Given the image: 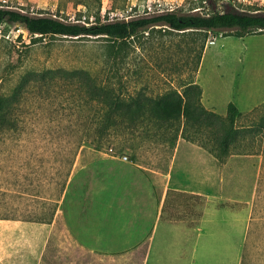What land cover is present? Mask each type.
<instances>
[{"label":"rangeland","instance_id":"1","mask_svg":"<svg viewBox=\"0 0 264 264\" xmlns=\"http://www.w3.org/2000/svg\"><path fill=\"white\" fill-rule=\"evenodd\" d=\"M222 5L264 13V0ZM0 7L86 24L169 11L209 13L205 0H0ZM196 37L156 27L115 60L103 38L47 36L33 43L24 25H0L6 89L29 69L85 68L103 80L118 71L113 82L125 94L156 96L194 79L208 110L226 118L234 103L240 112L237 147L225 161L183 137L171 149L148 120L124 150H99L85 139L77 149L84 129L78 136L71 129L90 121L92 112L80 117L72 88L29 93L25 133L0 147V215L5 208L18 211V218H0V264H144L168 187L196 194L191 201L217 220L236 216L250 233L242 264H264V32L238 37L209 31L197 72V52L187 49L190 42L201 45L203 35ZM65 178L52 222L19 218L53 204ZM176 213L184 215L180 207Z\"/></svg>","mask_w":264,"mask_h":264},{"label":"trees","instance_id":"2","mask_svg":"<svg viewBox=\"0 0 264 264\" xmlns=\"http://www.w3.org/2000/svg\"><path fill=\"white\" fill-rule=\"evenodd\" d=\"M205 1L209 9V13L206 14L169 11L129 20H100L92 24L70 22L54 16L33 15L0 7V25L12 23L24 25L31 34L33 43L47 36L76 40L91 36L103 38L109 42L107 51L115 60L120 58L129 43L140 33L156 27H167L188 35L192 38L191 41L199 39L197 35H203L199 47L193 46L192 42L187 46L189 52H197L194 69L197 72L203 59L209 31L218 33L230 31L238 37L264 32V13H244L232 6L224 8L222 5L224 0ZM117 73L118 71L113 77H109L110 80H103L85 68L29 69L23 72L16 84L9 89L2 86L0 78V147H4L11 137L18 138L25 133V106L29 100V93L37 90L41 93L49 92L60 87H67L70 90L71 87L75 93L74 98L78 103L76 110L80 117L88 116L87 113L92 112L90 121L83 126L77 122L71 129L77 136L82 127L84 129L79 136L77 149L81 146L82 139H85L99 150L108 148L124 150L131 140L130 137L144 126L140 124L148 120L151 126L156 128L158 138L171 149L176 148L179 138L183 137L200 144L220 161H225L234 153L240 134V128L237 127L240 112L234 103L229 104L226 118L208 110L202 102V87L194 79L185 81L178 87L173 86L156 96L141 91L125 94L113 82V79L117 78ZM66 181L65 178L53 204L45 205L43 210H31L28 216L19 218L52 222L60 198L67 187ZM170 193L174 194L172 198L179 202L198 198L196 194L188 192L171 190ZM5 209L7 212L1 214L0 218H18L15 215L18 213L17 210L12 212L11 208ZM245 258L246 254L243 255L244 260Z\"/></svg>","mask_w":264,"mask_h":264},{"label":"crops","instance_id":"3","mask_svg":"<svg viewBox=\"0 0 264 264\" xmlns=\"http://www.w3.org/2000/svg\"><path fill=\"white\" fill-rule=\"evenodd\" d=\"M171 190L181 192L166 188L144 264H242L249 229L238 224L236 216L232 221L230 217L217 220L206 210L202 212L197 200H174ZM179 207L181 217L176 213Z\"/></svg>","mask_w":264,"mask_h":264},{"label":"built area","instance_id":"4","mask_svg":"<svg viewBox=\"0 0 264 264\" xmlns=\"http://www.w3.org/2000/svg\"><path fill=\"white\" fill-rule=\"evenodd\" d=\"M125 158L127 159V156Z\"/></svg>","mask_w":264,"mask_h":264},{"label":"bare ground","instance_id":"5","mask_svg":"<svg viewBox=\"0 0 264 264\" xmlns=\"http://www.w3.org/2000/svg\"><path fill=\"white\" fill-rule=\"evenodd\" d=\"M220 47V46H219Z\"/></svg>","mask_w":264,"mask_h":264}]
</instances>
